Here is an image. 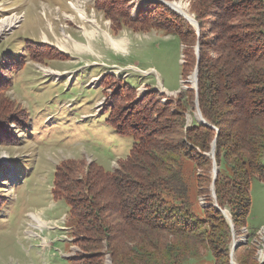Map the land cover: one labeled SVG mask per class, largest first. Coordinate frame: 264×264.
Here are the masks:
<instances>
[{
  "label": "trees",
  "instance_id": "obj_1",
  "mask_svg": "<svg viewBox=\"0 0 264 264\" xmlns=\"http://www.w3.org/2000/svg\"><path fill=\"white\" fill-rule=\"evenodd\" d=\"M94 3L115 29L120 22L126 25L129 0ZM189 5L198 31L161 2L141 6L125 21L141 31L179 36L185 63L198 72L195 96L180 92L175 109L172 102L160 103L155 91L132 104L118 96L107 122L117 135L133 140L119 167L105 171L91 161L82 176L85 165L67 160L54 171L52 196L69 207L70 235L81 250L69 264L109 259L111 264H174L183 252L195 255L199 247L208 248L215 264H230V223L237 232L247 226L250 182L264 180V0H191ZM195 44L198 58L190 50ZM194 97L206 125L187 123L185 110L195 105ZM188 166L196 195L204 196L200 214ZM235 252L238 264H264L255 245L240 244Z\"/></svg>",
  "mask_w": 264,
  "mask_h": 264
},
{
  "label": "rangeland",
  "instance_id": "obj_2",
  "mask_svg": "<svg viewBox=\"0 0 264 264\" xmlns=\"http://www.w3.org/2000/svg\"><path fill=\"white\" fill-rule=\"evenodd\" d=\"M97 1L0 0V107H6L0 114V264H69L79 254L70 235L69 207L51 193L54 171L67 160L85 165L82 176L91 161L105 171L119 167L133 140L117 135L107 122L114 99L132 104L155 91L160 103L167 100L175 109L180 92L195 96L196 66L185 63L179 36L141 31L125 21L147 0H129L126 25L120 22L116 29ZM175 1L190 14L191 0ZM105 33L121 47L113 49ZM197 46L190 48L195 57ZM185 111L188 124L199 120L196 101ZM213 167L214 162L211 174ZM186 174L200 214L204 196L196 195L191 166ZM249 186L247 226L237 232L230 223V264H238L234 244L255 245L257 259L264 256V180L253 177ZM222 213L230 222L227 211ZM183 254L174 264H215L206 247Z\"/></svg>",
  "mask_w": 264,
  "mask_h": 264
},
{
  "label": "bare ground",
  "instance_id": "obj_3",
  "mask_svg": "<svg viewBox=\"0 0 264 264\" xmlns=\"http://www.w3.org/2000/svg\"><path fill=\"white\" fill-rule=\"evenodd\" d=\"M142 1H143V0H142ZM167 4H168V6H169L170 8L176 10V12L182 14L185 18H187V19H191V18H192V16H191L190 14H188L186 10H184V8L182 7L181 3H179L178 1H175V0H173L172 2L168 1ZM105 35H106V38H107L108 41H109V44L113 47V49L116 50V49H119V48L121 47V45H119V44L117 43V40H114V39H113L111 36H109L107 33H105ZM66 37H67V36H66ZM67 38H68V37H67ZM75 43H76V44H75V47H77L78 50L85 49V47H83L82 45H80V43H77V42H75ZM191 80L193 81L194 79L191 78ZM32 218H33L34 220H36L37 223H39V224L41 223V219H39V217H38L37 215L32 216ZM234 245H235V244H234Z\"/></svg>",
  "mask_w": 264,
  "mask_h": 264
},
{
  "label": "water",
  "instance_id": "obj_4",
  "mask_svg": "<svg viewBox=\"0 0 264 264\" xmlns=\"http://www.w3.org/2000/svg\"><path fill=\"white\" fill-rule=\"evenodd\" d=\"M148 2H151V0H147ZM158 1H160V2H162L164 5H166L169 9H171V10H174V9H172V8H170L169 6H168V4H167V1H165V0H153V2H158ZM176 11V10H175ZM178 13V12H177ZM178 14H180V13H178ZM180 15H182V14H180ZM183 16V15H182ZM183 18L185 19V20H187V21H189L191 24H193L194 26H195V28H197V24H196V21L194 20V18L192 17L191 19H187V18H185L184 16H183ZM197 31H198V28H197ZM197 52H198V46H197ZM197 52H196V54H197ZM198 58V57H197ZM197 69H196V67H195V69H194V82H195V86H196V83H197ZM196 90H197V87H196ZM195 101H196V99H195ZM196 112H197V114L199 115V120H198V122L200 123V124H202V125H206L207 123L204 121V119L202 118V115H200V112H199V109H198V102L196 101ZM213 145H212V153H213V150H214V147H215V144L214 143H212ZM212 172H213V175H214V177H213V180H215L216 179V176H217V166L215 165V163H214V167H213V170H212ZM212 187H213V183H212V185H211ZM213 197L215 198V194H214V190H213ZM236 246H239V244L238 245H234L233 246V251L237 248ZM232 254V253H231Z\"/></svg>",
  "mask_w": 264,
  "mask_h": 264
},
{
  "label": "clouds",
  "instance_id": "obj_5",
  "mask_svg": "<svg viewBox=\"0 0 264 264\" xmlns=\"http://www.w3.org/2000/svg\"><path fill=\"white\" fill-rule=\"evenodd\" d=\"M76 256H77V255H76ZM76 256H75V257H76ZM72 258H73V257H72Z\"/></svg>",
  "mask_w": 264,
  "mask_h": 264
}]
</instances>
